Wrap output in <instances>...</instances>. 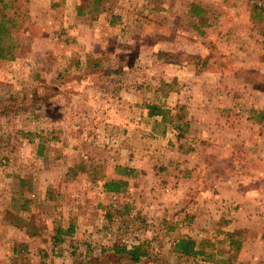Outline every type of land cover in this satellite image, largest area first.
<instances>
[{"label": "rangeland", "instance_id": "obj_1", "mask_svg": "<svg viewBox=\"0 0 264 264\" xmlns=\"http://www.w3.org/2000/svg\"><path fill=\"white\" fill-rule=\"evenodd\" d=\"M0 264H264V0H0Z\"/></svg>", "mask_w": 264, "mask_h": 264}, {"label": "trees", "instance_id": "obj_2", "mask_svg": "<svg viewBox=\"0 0 264 264\" xmlns=\"http://www.w3.org/2000/svg\"><path fill=\"white\" fill-rule=\"evenodd\" d=\"M148 108V116L153 117L156 115H162L163 113L157 108V107H147ZM166 121L165 118L162 119V122ZM176 129L180 131V135L183 134L185 131L183 127H179L177 125ZM130 171L128 170V174ZM126 183L122 181H111L107 182L104 185V188L107 192H118L119 189L124 186ZM115 254H120V255H125L126 257L129 258V260L132 263H138L141 258H145L147 254L145 252L141 251V246L137 245L133 247L130 250H127L125 247L119 248L117 247L116 249L113 250ZM174 252L182 255L184 257H193L198 255L197 252L194 251V243L191 240L188 239H181L179 240L174 247Z\"/></svg>", "mask_w": 264, "mask_h": 264}, {"label": "crops", "instance_id": "obj_3", "mask_svg": "<svg viewBox=\"0 0 264 264\" xmlns=\"http://www.w3.org/2000/svg\"><path fill=\"white\" fill-rule=\"evenodd\" d=\"M233 232H234V231H233ZM237 234H238V233H237ZM237 234H236V235H237ZM231 237H232V235H231ZM238 248H239V247L237 246V249H238Z\"/></svg>", "mask_w": 264, "mask_h": 264}]
</instances>
